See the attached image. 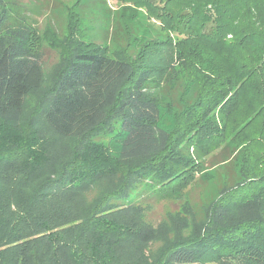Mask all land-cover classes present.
Returning <instances> with one entry per match:
<instances>
[{
    "label": "trees",
    "instance_id": "obj_1",
    "mask_svg": "<svg viewBox=\"0 0 264 264\" xmlns=\"http://www.w3.org/2000/svg\"><path fill=\"white\" fill-rule=\"evenodd\" d=\"M92 1L77 0L76 19L70 18L68 24V58L49 91L48 106L40 111L55 135L77 141L75 156L52 164L43 138L36 137H22L24 144H20L17 136L10 135L15 139L12 144L0 148V163L19 162L31 174L25 178L28 184L51 176L34 188L29 198L33 207L28 211L35 225L29 233L15 236L16 241L38 238L36 254L60 262L63 252L75 264H264L263 219L227 226L217 220L223 214L220 211L264 203V25L259 11L264 0H140L139 6L158 12L161 27L168 35L183 38L186 47L185 43L175 49L167 45V55L157 57L147 51L136 60L126 56L122 45L109 47L108 42L116 41L107 38L109 31L99 45L93 38L88 44L78 40L79 18L86 19ZM51 26L48 31L54 33L55 26ZM118 29L114 35L125 33V24ZM38 35L15 0H0V123L8 130L21 126L28 98L44 83L46 49ZM161 42L149 41L147 49H161ZM210 45L243 55L237 59L227 55L226 59L234 60L232 65L218 64L214 70L206 68L204 61L202 73L195 75L192 58ZM177 49L198 50L182 55L184 51L176 53ZM182 78L185 85L180 96L159 95L161 86ZM252 88L257 110L252 118L231 124L242 95ZM198 107L205 110L200 112ZM203 113L206 121L200 125L198 116ZM255 122L262 124L258 137L250 136L253 129L248 132ZM222 123L233 130L227 137L222 134ZM14 133L22 135L18 130ZM215 137L230 139L212 158L215 162H209L217 172L228 168L230 176L220 186L202 234L166 246L156 259L141 247L126 252L121 237L139 235L101 212L111 201L128 197V180V187L111 188L94 207L82 211L80 220L59 229L67 224L68 211H57L62 205L55 199L64 204L72 194L116 175L136 160L142 162L126 173L149 182L148 201L162 202L199 181L206 182L202 175L212 154L208 140Z\"/></svg>",
    "mask_w": 264,
    "mask_h": 264
},
{
    "label": "rangeland",
    "instance_id": "obj_2",
    "mask_svg": "<svg viewBox=\"0 0 264 264\" xmlns=\"http://www.w3.org/2000/svg\"><path fill=\"white\" fill-rule=\"evenodd\" d=\"M15 2L37 30L39 43L41 42L44 45L43 49H46L45 64L47 65H45L42 88L33 92L27 100L21 126L16 130L10 128V131L0 123V148L9 147L12 144L15 139L12 140L10 135L17 136L20 144H24L22 137L25 139L33 137L43 138L42 142L47 147L52 164H59L75 156L77 141L63 139L55 135L47 127L44 121V113L40 111L48 106L51 96L49 91L54 86L61 68L67 61V50L70 49L69 42L68 44L66 42L69 33L68 24L70 18L72 20L76 19L73 16V10L77 0H15ZM139 3L140 0H120L119 2L114 0H93L90 6L86 8V19L83 16L80 17V12H78L79 10L77 11L81 25L76 34L78 40L88 44L90 39L93 38L97 40V45H99L102 44L106 33L109 31L110 34L108 33L109 36L107 38L110 41L112 37L113 40H116L114 43L113 41L108 42V45L111 43L109 47L119 49L122 45L121 49H126V56L131 60L140 58L142 53H147V51L157 57L160 54L167 55L170 53L167 45L175 49L177 46L180 48V45L185 43L183 38L172 34L168 35L166 30L161 27L157 20L158 12L139 6ZM88 10L90 11L88 12ZM259 11L261 14L260 21L264 25V7L260 6ZM92 17L97 20H90ZM122 23L125 24V33L120 32L118 36L114 35ZM51 24L55 26V28L53 27L54 33L51 30L48 31V27H52ZM229 39L231 38L229 37ZM153 40L162 41L160 43L162 48L148 47L147 49L146 45ZM49 44L51 47L48 49ZM184 47H186V43ZM197 50L177 49L176 53L184 51L182 54L184 55V53L190 54L193 51V54H195ZM229 54H231L229 49L216 48L215 45L207 46L206 49H202L200 55L193 56L191 70L195 75H200L204 61H207L206 68L210 67L212 70L218 67V64L230 66L234 60L226 59ZM231 55L237 59L243 54L236 51ZM177 63L183 64L184 61L179 60ZM183 85H185V81L182 78L176 84L166 87L161 86L158 93L163 98L168 95L169 98L180 96ZM240 102V108L237 109L236 115L231 121L233 125L240 123L245 118H252L251 114L257 110L258 101L254 88L245 92ZM195 103H192V105L194 106ZM197 109H200V112L205 110L202 107ZM217 113V110L213 112L216 115ZM204 115L203 113L198 116L200 117V125L206 121L203 120ZM261 128V122H255L253 127L248 129V132L253 129L255 133L250 136L255 135L258 137ZM17 130L22 133L21 136L14 133ZM232 132L233 130L230 127L228 128L222 123V134L224 136L227 137L228 133ZM229 139L228 137V141ZM228 141L224 137H215L208 140L212 154L207 157L208 165H205L207 170L202 175L206 182L199 181L196 185L186 188L180 194H175L172 198H168L165 201H148L146 197L150 194V191H148L150 188L149 182H141L137 176L127 175L126 170L135 167L142 160L130 162L127 167L121 169L116 175L102 179L85 191L72 194V198L65 200L64 204L63 201L55 199L58 205H62L56 208L57 211H63L66 208L68 211L64 218V222L67 224L59 229L70 227L80 220L83 217L82 211L94 207L111 188L128 187V180V197L122 198L118 202L111 201V204L105 207L101 214L104 217L106 216L105 218L108 220L124 226L123 228L132 229L134 233L139 235L121 237L122 245L127 247L125 249L126 252H131L133 249L137 250L141 247L146 250L148 257L156 259L166 246L194 235L202 234L207 229V216L215 203L214 200L218 196L220 186L226 183L223 180H227V177L230 176L228 168H221V171L217 172V169L212 168V164L209 161L228 144ZM256 147L257 145L254 144L253 148ZM241 157L238 160L239 166L243 164ZM19 164V162L15 161H11L9 164L0 163V264H75L73 261L68 260L63 252L60 255V262H54L48 259V256L43 257L36 254L35 242L38 238H23L16 241L15 236L29 233L30 228L35 225V222L29 216L30 210L28 211V209L33 207L29 198L32 197L34 188L47 179L49 181L51 178L49 175L44 176L39 181L35 179V181L28 184L25 178L31 174L28 171L25 172ZM33 175L36 178V174ZM45 193L43 192L42 195H45ZM122 204H125V206L122 207ZM136 204L140 208L126 207L127 205L136 206ZM46 210H48V206ZM220 213L223 214L220 215ZM220 213L217 220L219 224L225 226L249 218H261L264 220V203L259 202L236 211L225 210L223 212L220 211ZM43 235H46V233H43Z\"/></svg>",
    "mask_w": 264,
    "mask_h": 264
}]
</instances>
